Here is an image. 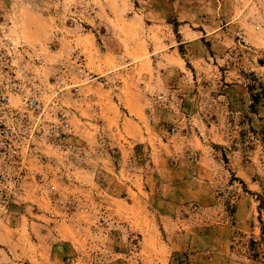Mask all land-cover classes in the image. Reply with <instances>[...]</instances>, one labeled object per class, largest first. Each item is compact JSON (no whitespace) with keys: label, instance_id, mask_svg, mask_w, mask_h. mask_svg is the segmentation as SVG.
Instances as JSON below:
<instances>
[{"label":"rangeland","instance_id":"rangeland-1","mask_svg":"<svg viewBox=\"0 0 264 264\" xmlns=\"http://www.w3.org/2000/svg\"><path fill=\"white\" fill-rule=\"evenodd\" d=\"M8 84L0 264H264V0H0Z\"/></svg>","mask_w":264,"mask_h":264},{"label":"built area","instance_id":"built-area-1","mask_svg":"<svg viewBox=\"0 0 264 264\" xmlns=\"http://www.w3.org/2000/svg\"><path fill=\"white\" fill-rule=\"evenodd\" d=\"M9 86H0V155L14 151L18 142V131L10 120L9 98L5 91Z\"/></svg>","mask_w":264,"mask_h":264},{"label":"trees","instance_id":"trees-1","mask_svg":"<svg viewBox=\"0 0 264 264\" xmlns=\"http://www.w3.org/2000/svg\"><path fill=\"white\" fill-rule=\"evenodd\" d=\"M257 99H258V97L256 96V99L254 100V102H257Z\"/></svg>","mask_w":264,"mask_h":264}]
</instances>
